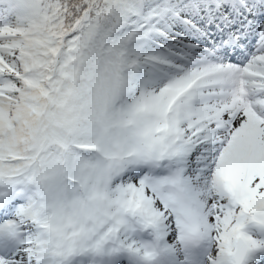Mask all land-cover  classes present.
Returning a JSON list of instances; mask_svg holds the SVG:
<instances>
[{
  "label": "snow or ice",
  "instance_id": "snow-or-ice-1",
  "mask_svg": "<svg viewBox=\"0 0 264 264\" xmlns=\"http://www.w3.org/2000/svg\"><path fill=\"white\" fill-rule=\"evenodd\" d=\"M0 264H264V0H0Z\"/></svg>",
  "mask_w": 264,
  "mask_h": 264
}]
</instances>
